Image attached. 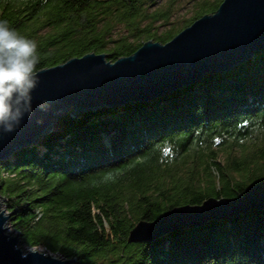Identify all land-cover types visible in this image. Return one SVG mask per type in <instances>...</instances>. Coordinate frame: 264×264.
Returning <instances> with one entry per match:
<instances>
[{
  "label": "trees",
  "instance_id": "1",
  "mask_svg": "<svg viewBox=\"0 0 264 264\" xmlns=\"http://www.w3.org/2000/svg\"><path fill=\"white\" fill-rule=\"evenodd\" d=\"M222 0H204L212 13ZM146 0H0V20L34 39L37 71L110 43L130 55ZM113 20L132 41L112 38ZM145 32V29L141 30ZM221 155V156H220ZM264 180V45L233 67L145 101L70 112L40 140L0 159V193L28 248L68 264H264V209L130 243L129 231L178 205L237 197Z\"/></svg>",
  "mask_w": 264,
  "mask_h": 264
},
{
  "label": "water",
  "instance_id": "2",
  "mask_svg": "<svg viewBox=\"0 0 264 264\" xmlns=\"http://www.w3.org/2000/svg\"><path fill=\"white\" fill-rule=\"evenodd\" d=\"M264 45V0H222L164 43L144 41L133 53L107 61L105 53L89 52L38 70L33 91L34 112L21 127L0 138V159L53 131L59 118L132 101H145L227 70L250 58ZM47 98L50 107L38 105ZM264 209V180L248 184L237 197H208L200 204L165 210L153 221H138L130 243L153 241L174 230ZM8 216L0 212V264H68L69 260L27 247L6 232Z\"/></svg>",
  "mask_w": 264,
  "mask_h": 264
},
{
  "label": "clouds",
  "instance_id": "3",
  "mask_svg": "<svg viewBox=\"0 0 264 264\" xmlns=\"http://www.w3.org/2000/svg\"><path fill=\"white\" fill-rule=\"evenodd\" d=\"M38 44L7 20H0V138L17 131L34 112L33 91L40 83ZM47 111L50 102L38 105Z\"/></svg>",
  "mask_w": 264,
  "mask_h": 264
},
{
  "label": "rangeland",
  "instance_id": "4",
  "mask_svg": "<svg viewBox=\"0 0 264 264\" xmlns=\"http://www.w3.org/2000/svg\"><path fill=\"white\" fill-rule=\"evenodd\" d=\"M203 1L204 0H146V3H144V8L142 9V13L140 14L141 16L137 17L136 19L138 34L141 35V39H137L135 41H143L145 35L147 34L154 33L157 36L169 30H172L170 34L178 32L184 27V25L188 23L191 18H193L199 12L198 4ZM127 27V23L123 20H113L111 31L112 38L117 39L126 37V40L132 41L134 37L130 35V30ZM143 29H145V32L141 31ZM110 46V43L104 45L100 53L106 54ZM5 203V197L0 193V212L3 210L5 216H8L6 232L17 235L18 232H16L10 224L9 217L11 213L6 208ZM17 238L21 239L20 234L19 236L17 235ZM18 245L23 250L27 249V246L23 243L22 239ZM30 249L41 252L48 251L44 249V247ZM49 253L51 255L60 257V255L57 253H52L50 251Z\"/></svg>",
  "mask_w": 264,
  "mask_h": 264
}]
</instances>
